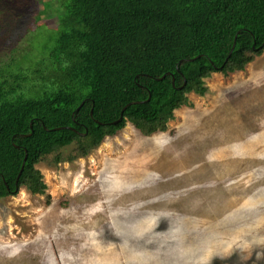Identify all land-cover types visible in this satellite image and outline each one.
Returning a JSON list of instances; mask_svg holds the SVG:
<instances>
[{"label":"rangeland","instance_id":"rangeland-1","mask_svg":"<svg viewBox=\"0 0 264 264\" xmlns=\"http://www.w3.org/2000/svg\"><path fill=\"white\" fill-rule=\"evenodd\" d=\"M27 1L29 24L1 6L0 61L28 27L43 54L65 13ZM205 80L166 131L128 123L87 156L39 162L45 194L1 195L0 264H264V50Z\"/></svg>","mask_w":264,"mask_h":264},{"label":"trees","instance_id":"trees-1","mask_svg":"<svg viewBox=\"0 0 264 264\" xmlns=\"http://www.w3.org/2000/svg\"><path fill=\"white\" fill-rule=\"evenodd\" d=\"M57 1L65 13L45 28L43 54L28 27V47L0 61V196L18 186L45 194L39 162L87 156L128 123L144 136L166 131L193 105L189 93L206 95L212 73L244 70L264 50V0ZM0 4V33L11 26L3 5L30 23L27 0Z\"/></svg>","mask_w":264,"mask_h":264},{"label":"water","instance_id":"water-1","mask_svg":"<svg viewBox=\"0 0 264 264\" xmlns=\"http://www.w3.org/2000/svg\"><path fill=\"white\" fill-rule=\"evenodd\" d=\"M235 44H236V41L234 42V44H233V46H232L231 52L233 51V49H234V47H235ZM124 109H125V108H124ZM123 111H124V110H123ZM123 111H122V114H121V117H120V118H122V116H123ZM91 114L93 115V111H91ZM27 156H28V152L26 151V154H25V157H24V160H23V163H22L21 170H20V172H19V174H18V176H17V180H16L17 183H18V180H19V178H20V176H21V173L23 172V169H24V166H25V163H26V160H27Z\"/></svg>","mask_w":264,"mask_h":264},{"label":"clouds","instance_id":"clouds-1","mask_svg":"<svg viewBox=\"0 0 264 264\" xmlns=\"http://www.w3.org/2000/svg\"><path fill=\"white\" fill-rule=\"evenodd\" d=\"M22 187H23V186H22ZM20 188H21V187H19V186H18V187L16 188V189H17V191H18ZM0 197H1V196H0Z\"/></svg>","mask_w":264,"mask_h":264}]
</instances>
